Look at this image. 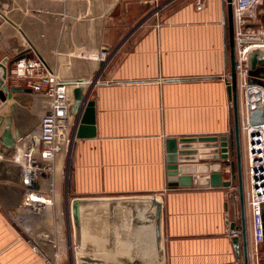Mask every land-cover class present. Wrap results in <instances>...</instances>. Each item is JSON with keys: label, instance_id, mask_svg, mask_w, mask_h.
I'll use <instances>...</instances> for the list:
<instances>
[{"label": "crops", "instance_id": "crops-1", "mask_svg": "<svg viewBox=\"0 0 264 264\" xmlns=\"http://www.w3.org/2000/svg\"><path fill=\"white\" fill-rule=\"evenodd\" d=\"M252 27H264V12ZM1 37L22 47L16 52L0 39V80L6 69V93L20 89L0 101V115L16 102L24 133L16 144L20 157L11 161L39 187L0 181V264H74V199L81 201L79 243L91 247V258L132 259L135 225L120 201L137 197L162 204L154 264H243L240 237L239 253L232 242L240 213L229 167L221 166L222 181H231L225 187H168L166 175L167 139L231 133L226 0H12L0 14ZM100 51L107 53L103 61ZM20 55L67 84L70 105L78 86L93 101L94 137L76 139L78 118L70 113L63 186L62 174L47 179L55 161L46 169L39 156L49 100L13 73L10 63ZM245 213L248 230L246 206ZM143 242L149 246L136 255L151 258L150 235ZM257 264H264V248Z\"/></svg>", "mask_w": 264, "mask_h": 264}, {"label": "water", "instance_id": "water-1", "mask_svg": "<svg viewBox=\"0 0 264 264\" xmlns=\"http://www.w3.org/2000/svg\"><path fill=\"white\" fill-rule=\"evenodd\" d=\"M227 3V22H228V37H229V62L230 82L228 91L232 102V117L233 126L230 135L222 136H199V137H182L169 138L166 140V175L168 187H188L197 184H208L211 186H230L231 181H237V192L239 201L240 213V231L238 235L241 240L243 264H249L248 248H247V228H246V213L244 199V183H243V164H242V146L239 131V112H238V97L236 88V61H235V44L233 35V19L231 0H226ZM12 0H0V14L10 8ZM252 27V26H251ZM8 49H13L16 52L22 50L21 46L15 43V39L0 38ZM22 55L13 59L10 64L21 58ZM246 63L250 68L251 75H257L264 79V50L251 49L246 54ZM6 78L5 73L0 80V101H8L12 99V92L20 89L10 88L6 93L7 88L4 85ZM73 102L70 105V113L78 118V126L76 130V139L92 138L94 132V110L93 101L85 100L83 89L81 86L75 87L72 90ZM19 105L13 102L9 105V114L0 115V125L5 121L2 132L0 133V153L7 160H0V181H10L23 187L38 188L39 184L35 178L27 179L24 176V168L21 165L13 164L11 160H17L20 155L16 150V144L22 139L23 132L17 127ZM12 125L14 127L12 131ZM230 157H234L230 160ZM229 167L232 175L231 181H222L221 166ZM210 173L209 178L199 179L196 174ZM203 180V182H201ZM80 200L74 199L71 204V215L73 219L75 245L77 255L75 256L76 264H105V261L91 258V250L89 245L79 243V229L76 224L79 220V204ZM124 206H129L132 212V259L121 257V264H154L155 257L160 250V225L162 215L161 201L156 197H137L132 200L120 201ZM126 204V205H125ZM136 223V224H135ZM230 229L235 228V223L229 224ZM146 235H150L152 248L154 249L151 258L145 259L136 255V251L143 252L148 244H145ZM142 241V242H138ZM232 242L235 251L239 253L238 237H233ZM111 247V244L108 245Z\"/></svg>", "mask_w": 264, "mask_h": 264}, {"label": "built area", "instance_id": "built-area-1", "mask_svg": "<svg viewBox=\"0 0 264 264\" xmlns=\"http://www.w3.org/2000/svg\"><path fill=\"white\" fill-rule=\"evenodd\" d=\"M263 1L231 0L244 199L249 221L247 248L249 260L255 264L264 248V79L250 74L246 54L251 49L264 50V27H251L258 18V7ZM196 7L199 9L200 4ZM98 56L103 61L107 53L100 51ZM13 73L25 78L33 92L49 100V109L40 118L38 140L41 160L52 161L58 147L68 143V85L46 71L38 60L19 58L14 63Z\"/></svg>", "mask_w": 264, "mask_h": 264}, {"label": "rangeland", "instance_id": "rangeland-1", "mask_svg": "<svg viewBox=\"0 0 264 264\" xmlns=\"http://www.w3.org/2000/svg\"><path fill=\"white\" fill-rule=\"evenodd\" d=\"M258 10H259V12L260 13H263L264 12V1L262 2V4L258 7ZM14 68V67H13ZM229 85V84H228ZM47 111V110H46ZM46 111H44L43 113H42V115L46 112ZM60 147H62V149H57V151H56V153H55V155H54V159L52 160V161H43V160H41V162L44 164V167L46 168V169H48V167H49V164L51 163V162H53V161H55V166L50 170V172L52 173V176H51V178H47V179H49L48 180V182H52V183H54V177H55V172L56 173H59V175H61L62 174V178H61V184H60V181H59V185L60 186H63V177H64V175H65V169H64V158H65V156H66V153H67V151L65 150V152L63 151V148H64V146H60ZM60 151V152H59ZM62 159V165L60 164V165H58V163L59 162H57V161H60ZM62 167H63V169H62ZM59 178H60V176H59ZM45 180V179H44ZM47 181V180H46ZM236 183H237V181H236ZM243 183H244V175H243ZM236 186H237V184H236ZM244 189H245V187H244ZM244 195H245V190H244ZM76 245H73V249H72V251H73V256H74V264H76V260H75V256L77 255V252H76Z\"/></svg>", "mask_w": 264, "mask_h": 264}, {"label": "bare ground", "instance_id": "bare-ground-1", "mask_svg": "<svg viewBox=\"0 0 264 264\" xmlns=\"http://www.w3.org/2000/svg\"><path fill=\"white\" fill-rule=\"evenodd\" d=\"M58 149H62V147L59 146Z\"/></svg>", "mask_w": 264, "mask_h": 264}]
</instances>
